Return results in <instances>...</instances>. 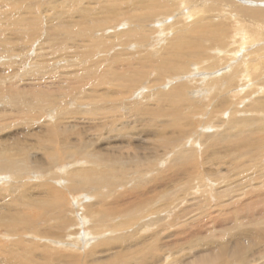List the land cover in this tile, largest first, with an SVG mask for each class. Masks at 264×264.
Returning <instances> with one entry per match:
<instances>
[{
  "label": "bare ground",
  "instance_id": "6f19581e",
  "mask_svg": "<svg viewBox=\"0 0 264 264\" xmlns=\"http://www.w3.org/2000/svg\"><path fill=\"white\" fill-rule=\"evenodd\" d=\"M182 1V4L185 5V9L188 10L187 13H184V8L179 7V0H132L131 4L126 8H119V3L113 0H87L90 4L93 2L105 3L98 7L100 10L102 9V13L106 15V17L101 19L103 22L110 20L115 21L124 14L130 15V17L135 18L136 22L138 21L139 27L130 28L129 26L126 31L118 33L113 37L111 36L112 38L108 39V41H112L115 46L118 45L116 41L120 44L129 42L125 46H130L132 44L130 42H136L138 44L134 43L131 45L133 47L132 52H127L125 51L126 48H124L125 50L123 52H115L112 54L109 62L110 66L105 70L100 69V61L92 62L90 51L77 53L75 58L81 59V63L77 67L74 63L73 58L75 55L70 51V48L76 47V45L80 46L78 43L79 40H84L85 37L90 36L97 25L100 26L98 20H90L86 17L87 10L83 6H80L82 2L70 4L67 0H52L48 8L51 12L49 17L46 14V9H40L36 6L38 4L35 0H0V24L5 25V27L15 26L21 29L18 30L14 28L8 33L1 34L5 27L3 26L4 29L0 28V45L6 46L9 52L16 51L15 54L20 58L18 59L19 65L25 64L34 69L30 77H24V80H40V84L42 85L41 88L31 89L32 86H29L23 87L20 91L12 90L5 84V81L8 79L14 81L17 75L21 73L15 67L11 71V76L8 70L5 69L7 74L0 80V99H3V102L0 103L11 106V110L17 111L14 121L20 119L18 116L20 113H26L29 116L26 120L29 122L30 118L37 114L40 118V113L42 111L55 110V121L53 125L47 126L45 130L39 133L27 132L31 138H36V144L32 145L25 143L23 141L24 138L15 137L13 138L15 141L14 144L10 142L11 144L5 143L0 146V170L3 172L5 171L6 174H11L13 172L18 173L15 178V186H10L6 188L7 190H4V192H0V199L4 200V198L9 197L6 199L5 204L0 202L3 204L0 206V215L2 216L0 217V226L3 225L8 228H14L17 224L26 225L30 223L33 219L32 217H28L27 213L32 208L37 209L38 215L43 213L46 216L53 215L51 216L53 219L61 218L62 214H64V210H62L61 206L65 202L63 203L61 194L57 193L58 190L56 191V188L49 185V178H46V175L41 172H34L37 179L46 178L47 180L44 179L45 181H41L40 184L30 187L27 184H23L24 181L21 180L22 176L20 172H33L43 170L44 168L48 169L56 163L67 162L66 160L70 159L73 161L67 163L69 165H63V169H60V172L63 175L67 174L68 178L66 181H57L56 183H58V186L62 188L69 187L72 192L79 191L81 188L90 185H97L99 187L108 186L110 187L109 194L99 195L98 193H90V196L82 198L79 195V197L75 199L77 200L75 202V207L82 210V213L79 214L80 211H78L75 215V224L72 220H68V218L66 222H61L60 219L56 224L59 228H71V230L68 231L67 238L48 237L46 235H48L50 231L43 230V228L38 231L41 235H45V237L39 238L29 235L32 241L37 240L42 242V245L45 244L47 247L50 246L56 249L62 248L71 251L75 250L76 252L80 251L85 253V259H89V257L93 258L90 262L101 261V263L103 262L104 264L108 263L107 260L111 261L109 262L110 264H194L196 260L198 262L203 261L202 259L205 258L207 249H209L208 253L212 251L211 253L213 254L215 251L219 252L227 248V241L225 242L222 240H214L210 243V246L215 249L209 247V244L207 248L204 241V243L200 245L207 248L205 251L200 247L199 250H197L199 244L190 245L192 249L191 253H195L192 256V260H187L188 258L185 259L186 254H188L186 250L189 249L187 241H185L187 238H179V236H184L183 233L185 230H183V228L186 226L182 221L179 227L172 228L174 224L167 220L171 211L165 212L167 213L165 216H152L150 214H153L154 211L147 212L149 215L144 218L151 217L143 219L142 224L139 225L138 220L132 221L135 220V218L130 216V212L128 214V206L121 209L112 207L120 203L121 199L113 201H108V199L111 198V196L120 198V196L115 195L116 189L120 185V182L124 180V176H126L125 174L128 170L139 163L138 159L130 156V152H121L120 157H117L115 160L108 159L106 155L100 151L91 152L90 147L92 145V140H84L82 132L74 131V127L70 125L63 126V124L67 125V116L64 113V106L71 100L72 94L75 93L77 96L79 91L78 87L74 85L75 83L91 91L92 94L87 98H92V96H94L91 103H94L97 109L111 110L113 109L112 105L105 106L103 104V100L108 97L106 95L108 92L116 95L125 94L128 90L132 92L138 82H143L141 88L136 89V91L139 92L138 96L142 97L148 92L147 90L151 82V80H149L148 83H145V81L150 78L151 69L156 67L157 75L158 72H162L161 78H163L164 75H168L162 86V89L166 92L162 94L161 98H158L157 107L148 105L145 109L150 111H145V109H143V112L137 115H140V117L143 116L145 119V113L150 112L151 117L149 124L147 121H144L149 126L148 135L156 139V145L165 148L164 155H169L171 151H173L171 156L174 155L175 162L164 176L157 179L158 183L164 181L165 183L168 182L173 184V186H179L186 184L184 179L194 176V172L190 171L189 166L194 158V150H203L202 141L204 140V142H206L204 139L206 132L204 130L208 131V129L216 128L215 132L210 134L207 133L210 140L213 139L214 141L206 144L209 153H213L218 149L230 151L234 149V147L226 144V142H233L245 148L246 153L252 152L254 155L260 154L259 141L264 137L263 131L259 130V133L256 132V136H253L256 130L254 127L249 128L247 141L245 142L238 138L239 136L237 133H231L229 130L230 128H235L232 122L234 116L232 115L237 112L251 110L253 114L256 112L259 115H264V0H240L242 2H260L262 3V8H257V6L254 8H246L242 5L239 6L233 3L227 4L226 2H229V0H181V2ZM191 2L192 4H190ZM186 4L190 7H187ZM210 11L212 13L207 14V16L204 15L202 19L198 18L199 20L192 21L195 14L199 12L208 13ZM43 14L47 18L45 29L43 28ZM224 17H228L231 21L236 23V26H239L238 30H241V32L237 33L236 38L238 39L237 41H243L240 46L243 51L238 55L237 53L239 51L233 52L232 47H223L221 45V41H226L227 35L229 34V29H224L222 27V21L218 20V18ZM207 19H210V24V21ZM149 23L150 26H148ZM80 27L83 29H80ZM108 27L109 25L106 28ZM148 27H153L155 31ZM144 40L145 43H142ZM35 43L39 44L36 46V49L33 50L35 51V55L32 57L29 55V53L32 52L30 51L32 50L30 47ZM102 44L105 45V43L94 42L93 46H100ZM206 44H211L208 48H211L209 50L212 54L211 58L216 62L215 64L211 63L209 56L203 59L201 57L202 53L200 52V48ZM142 46H145L147 52L140 57L136 56L141 52L138 49L142 48ZM235 54L236 59L234 58L235 60L233 61L232 58ZM223 59L231 61H223ZM2 60L4 59L0 57V63H2ZM189 61L192 66L190 69L186 70V68L181 67L183 63ZM6 62L12 67L16 64L12 60H6ZM60 62H62V65H57ZM216 64H220L221 66L216 68ZM213 68L214 70L210 71V69ZM105 83L110 84L109 86L111 87L99 93L97 88H100V86ZM48 88L50 90H47ZM67 89L70 92H67ZM222 93H226L227 96L222 98ZM88 94L89 92L85 94V97ZM240 100L243 101L240 102ZM200 104L204 108L203 113H200L201 111L196 112ZM93 109L94 108L83 110L82 108L79 110V113L84 114L88 112L94 115ZM105 113L109 112L96 113L99 116L98 122L95 123V121H91L89 122L90 125L94 127L100 125L104 129V126L107 125V118L103 115ZM217 113L218 116L215 118L214 123L208 125L213 114ZM207 114L209 115L206 116ZM197 116L201 120L206 121L203 124L198 123L195 120ZM194 121H196L195 128H193ZM224 124H226V128L220 130V127ZM6 126L9 127L5 123H1L0 119V132L4 130L3 128ZM260 129H264V126ZM74 133H77L82 138L77 139L81 144L76 146L75 143L72 146L74 149L72 153L69 151V143L72 142V140L69 139ZM170 145H172L171 148L169 147ZM85 146L89 148L83 150ZM58 149L62 150L58 151ZM77 149L87 155L90 161L95 159L98 162V164L95 165L96 167L90 164L88 160H83L79 163L77 159L73 158L75 152H78ZM33 150L46 152L47 160L43 161L38 155L32 156L33 153L31 152ZM170 157L161 161V164L165 166ZM160 160H162V158ZM147 169L148 171L146 172H139L137 177L138 182H145L146 184L147 181H149L147 175L152 169L151 167H147ZM0 173L3 174L2 172ZM182 175L186 177L182 178ZM9 176L10 175L6 178L3 176L1 177L8 180ZM69 180L76 181V183L73 186L69 185V183H67ZM254 186L257 187L256 185ZM138 189H140V187H138ZM138 189H136V191ZM210 190L213 191L212 188H210ZM228 193L230 195L229 197L227 196ZM234 193H237V195L239 194L241 199L234 200L230 198ZM45 196H48L52 201L49 199L47 200ZM92 196L93 199L97 196L98 200L87 203V200H92ZM253 197L254 195L252 194L248 195L244 193L240 185H238L236 188H229L222 191L221 199H225L224 202L219 201V203L225 204L222 206H231L233 204H242L245 200L251 201ZM74 198L73 196V199ZM211 200H213V198ZM55 201L61 203L55 205ZM128 203L129 202L126 203L124 200L120 205L122 206ZM86 204L91 208V214L99 225L100 232H94L92 230L86 231L85 227L90 222L88 216L84 213ZM101 204H105L103 207L105 208L104 210H98V206H101ZM13 205H16L17 208L5 207ZM54 205L60 209L51 213L49 207H54ZM196 208L197 210L199 208L202 209L203 206L198 203ZM196 208L194 210H196ZM167 209V207H163L161 211H167ZM194 210H192V212ZM216 210L220 209H214L213 213L217 212ZM160 213L162 212L156 214ZM217 215H220V213ZM197 216L190 218H193L192 221H195ZM119 217V220H113L114 222L111 221ZM218 218L219 217L214 214L209 223L204 219L202 220L206 225L210 224L213 229V226L218 222ZM230 218L231 217H229V219ZM79 221L80 223H78ZM134 223L138 224V233L147 231L151 229L150 227L152 226H156V230L153 232L156 241L151 240L152 236L148 234L141 236L142 233L139 234V239L137 241H133V245L136 244L138 247H144L140 251L145 250V248L148 249L147 251L149 253L146 256H139V254L130 252V254H127L126 251L125 255L123 250L128 249V247L116 248L117 250H114L115 242L122 244L121 240H127V238L122 235L114 234L111 235V238H108V233H116L120 230L124 231L125 228H128L129 225ZM56 225L54 226L56 227ZM178 228L180 230H175ZM172 230L175 231L171 232ZM190 230L191 232L196 231V235H198L196 236L193 234L189 236L185 233L190 238L197 237L198 241L201 239L205 240L204 237H206L207 234L203 235V227H201V225L199 227L198 224L196 229L191 228ZM71 231L72 234L70 233ZM164 233L176 237V240L172 239L173 241L170 242L161 241V235ZM11 236L12 235L9 234L6 238L10 240ZM192 240L196 239L194 238ZM98 241L100 242L96 244L97 246L90 251L87 250L89 252L87 253L86 249L91 247V242L96 243ZM102 244H105V247H111L107 249L104 248L100 252L98 246ZM12 245L14 246H0V264H9L11 260H16L13 264H29L24 263L25 258L27 255H29V257L34 256L36 250L31 249L27 244L21 245L19 242H13ZM100 247L102 248V246ZM109 249L114 252L111 254ZM99 252L101 255H98ZM169 253L172 255L174 253H179L177 255L180 258L175 257L170 260ZM102 254L104 255L102 256ZM43 255L46 256V254ZM68 255L70 256L68 258H58L59 262L61 264H79L81 262L78 255L75 257L70 254ZM93 255H95L96 258H94ZM127 256L132 258L127 259ZM53 257L50 256V258ZM56 258L53 260L56 261ZM47 260L49 261V259ZM42 261L45 262L44 259ZM84 263L89 264L87 260Z\"/></svg>",
  "mask_w": 264,
  "mask_h": 264
},
{
  "label": "rangeland",
  "instance_id": "374dc122",
  "mask_svg": "<svg viewBox=\"0 0 264 264\" xmlns=\"http://www.w3.org/2000/svg\"><path fill=\"white\" fill-rule=\"evenodd\" d=\"M51 1L52 0H35V2L38 4L36 6L40 9H44V10L46 9L47 10L46 14L49 17H50L51 12L48 10V8L50 7ZM113 1L119 3V8H126L132 2V0H113ZM179 1H180L179 7L184 8L183 9L184 13H187L188 10H186L185 5L182 4L183 1L182 2L181 0ZM67 2L70 4H74L75 2H82V4L80 3L79 4L80 6H83L87 10L86 17H88L90 20H98L100 24V26L97 25L94 28L90 36L85 37L84 40H81V41L79 40L78 43L80 44V46L76 45V47L70 48V51H72L73 55H75L73 59H74V63L76 67L80 65L81 63V59L75 58L77 56V53H80L82 51H85V52L90 51L92 62L100 61L101 62L100 69L107 70V68L110 66L109 62H110V58L112 54H114L115 52H123L125 50L124 48H126L125 51L132 52L133 47L131 45H133L134 43L138 44L136 42H130L132 43L130 46H125L129 42L120 44L119 42L116 41L118 45L115 46L112 43V41H108V39L112 38L114 35L126 31V29L129 26L130 28L139 27L138 21L136 22L135 18L130 17V15L124 14V15H121L115 21L110 20V21L103 22L101 19L106 17V15H104L102 13V9L100 10L98 7L104 5L105 3L93 2L90 4L89 2H87V0L85 1L84 0H67ZM102 2H105V1H102ZM226 3L227 4L233 3L239 6L242 5L243 7H246V8H254L255 6H257V8H260L262 6V3L254 2V1L242 2L240 0H229V2H226ZM190 4H192V2ZM186 6L190 7L188 4H186ZM206 6H209V5H206ZM210 13L212 12L211 11L208 13L199 12L195 14V16L192 18V21L202 19L204 15L207 16V14H210ZM42 17H44V19L43 18L42 19L44 22L43 28L45 29L47 18L45 17V15ZM228 17L218 18L219 21H222V25H223L222 27L224 29L225 28L229 29L228 35H230V36L227 35L226 41H221V45L223 47L225 46L232 47L234 49V50L232 49L233 52L239 51L237 53L238 55L242 53L243 51V49L240 48L243 41L241 40L237 41L238 39L236 38L237 33L241 32V30L239 31L238 30L239 26H236L237 24L231 21ZM207 20L210 21V19H207ZM210 23L211 21L209 22V24ZM108 25L109 27L106 28ZM3 26L5 27V25L0 24V28L4 29ZM148 26H150V23L148 24ZM14 28L21 30L15 26H8V27H5V29L2 31L1 34L8 33ZM148 28L154 29L153 27H148ZM80 29H83V28L80 27ZM148 33H151V32H148ZM94 42L105 43V45L102 44L100 46H93ZM142 43H145V40L142 41ZM38 44L39 43H35L32 47H30V49L32 48V50H30L32 52L29 51L30 52L29 55H31L32 57L35 55V51L33 50L36 49V46ZM210 45L206 44V45H203L202 48H200V52L202 53L201 57L203 59L209 56L211 59V63L215 64L216 62L214 61V59L211 58L212 54L210 53V50H209L211 48H208L210 47ZM6 48H7L6 46L0 45V57L1 59H4L1 61L2 63H0V80H2L7 74L5 69H7L8 72L12 76L11 71L13 68L16 67L17 70L21 74L17 75L14 81H12V79L6 80L5 84L8 87H10L12 90L14 89V90H19V91L23 87H29V86H32L31 89L41 88L42 85L40 84L41 82L40 80L36 81L32 79H26V80L23 79L24 77L25 78L30 77L34 69H32L31 66H28L25 64L19 65L18 59L20 58L15 54L16 51L9 52L7 51ZM115 48H118V49H115ZM138 50L141 51L139 52V54L136 55L139 57L144 55L147 52L145 50V46H142V48ZM234 58L236 59V54L232 58L233 61L235 60ZM6 60L14 61L16 63L15 66L13 67L9 66ZM226 60L227 59H223V61H226ZM227 61L230 62L231 60H227ZM189 64H190V61L183 63L181 67L186 68V70H188L192 67L191 64L190 65ZM57 65H62V62L58 63ZM218 66H221V65L216 64V68ZM155 68L156 67L151 69L152 72H151L150 78L145 81V83H148L149 80H151L150 87L147 90L148 92L144 94L142 97L138 96L139 92H137L136 89L141 88L143 82L142 83L138 82L136 87L133 88L132 92L128 90L126 91L125 94H120V95H116L114 93L108 92L106 94L108 97L103 100V104L105 106L112 105L113 109L111 110L97 109L95 104L91 103L94 96H92V98H87L92 94L91 91H88V88H82V86H79L78 84L75 83L74 85L78 87L79 91L77 93V96L75 93H73L71 100L64 106V113L67 116V119H66L67 125L63 124V126L70 125L71 127H74L73 128L74 131L82 132L84 140H88V139L92 140V145L90 147L91 152L100 151L104 155H106L108 159H113V160H115L117 157H120L121 152L123 153L130 152L131 153L130 156L136 157L138 159L139 163H137V165L133 167L132 169L128 170V172L125 174L126 176H124V180L120 182V185L116 189L115 195L120 196V198H116V197L114 198V196H111V198H109L108 201L121 199L120 203L115 204L112 207H117L121 209V208L128 206L129 207V210L127 211L128 214L130 212V216L131 217L133 216L132 218H135V220H132V218L130 217L131 220L132 221L138 220L139 225L142 224L143 219H148L151 217L149 216L147 218H144L149 215L147 214V212L154 211L153 214H150L152 216H157V215L165 216L167 214L165 212L171 211V214L167 220L171 221L174 224L172 228L179 227V224H181L182 221L184 222L186 226L183 228V230H185L183 233L184 236L182 234H181L182 236H179V238L181 237L183 239L187 238L185 241H187L189 249L186 250L188 254H186L185 259L186 258H188L187 260L193 259L192 256L195 252L193 254L191 253L192 249L190 248V245L199 244L197 250H199V247H200L202 248V250L204 249L205 251L208 248V244H209V247H211L210 243L212 241L222 240L225 242L227 241L228 246L225 250H222L219 252L215 251V253L212 254L211 253L212 251L208 253L209 249H207V253H205L206 256L204 259H202L203 263L201 261L198 262L196 260L194 261V264L195 262L196 264L198 263L200 264L201 263L202 264H221V263L223 264H264V254H263L264 253V250H263L264 249V235H263L264 234V137L260 139L259 141L260 142V148H259L260 154H257V155H254L252 152L246 153L245 148H242L239 144H235L233 142H226V144L234 147V149L230 151H224L222 149H218L214 151L213 153H209V150L206 144L212 142L213 139L210 140V138L207 136V133L210 134V133L215 132L216 128L208 129V131L204 130L206 132L205 133L206 135L204 136V139L206 140V142H204V140L202 141L203 150L202 151H198V149L194 150V158L192 159V162L190 163V166H189L190 171L194 172V176L184 179L186 184L179 185V186L178 185L173 186V184H170L168 182L165 183L164 181H160L158 183L157 179L164 176L167 173V170L171 169V167L173 166L175 162L174 155L171 156L173 154V151H171V154L169 155L167 154L164 155L165 148H163V146L156 145V142H155L156 139L153 136L148 135L149 133L148 124L150 121L151 113L146 112L145 119L143 116L140 117V115H137L138 113L143 112V109H145L148 105H153L157 107L158 98H161L162 94L166 92L162 89V86L164 82L166 81L168 75L167 76L164 75V77L161 78L162 72H158V75H157V69ZM213 70L214 68L210 69V71H213ZM263 79H264V76H263ZM45 84H48V83H45ZM89 85H90V81H89ZM109 85L110 84L105 83L104 85L100 86V88H97L99 93L103 92L104 89L106 88H110L111 86ZM47 90H50V89L48 88ZM67 92H70V91L67 89ZM87 92H89V94L85 97V94ZM225 96H227L226 93L221 94L222 98ZM232 101H235V100H232ZM242 101L243 100H240V102ZM0 102H3V99H0ZM82 108L83 110H86V109L89 110L90 108H94L93 109L94 115H91V113H88V112L84 114L79 113V110ZM0 109H1L0 110L1 123H5L6 125L9 126V127L6 126L5 128H3L4 130L0 132V146L5 143L11 144L13 142L14 144L15 141L13 140V138L15 137L24 138L23 141L25 143H29L32 145L36 144V138H31L27 134V132L30 131L34 133H39L40 131L45 130L47 126L53 125L55 121V115H54L55 110L42 111L40 113V118L37 114L31 117L30 121L27 122L26 119L29 118V116L26 113L18 114L20 119L14 121L15 113L17 111L11 110V106H6L3 103H0ZM145 111H150V110L145 109ZM103 112H109V113L103 114L107 118L106 120L107 125L104 126V129L100 125H98L97 127L90 125L89 122L91 121H95V123L98 122L99 116L96 113H103ZM196 112H200V113L204 112V108L201 106V104L200 106L198 105ZM251 112H252L251 110L240 111L232 115L234 116L232 122L234 123L235 128H230L229 132L237 133L239 136L238 138L241 139V141L242 140L245 142L247 141V135L249 133L248 132L249 128H252V127L255 128L256 131L253 136H256V132L259 133V130L264 132V129H260L264 126V115H259L256 112L255 114H253ZM263 114H264V111H263ZM208 115L209 114H207L206 116ZM217 116H218V113L213 114L212 119L210 120L208 125L213 124ZM78 117H81V118H78ZM197 118L199 117L197 116L195 120L198 123L203 124L206 121V120H201L200 118L199 119ZM144 121H147L148 124L145 123ZM196 121H194L193 128L196 127ZM225 128H226V124L222 125L220 127V130H224ZM81 138L82 137L79 136L77 133H74L71 135L69 140H72V142L69 143V151L73 153L74 149L72 146L75 143H76V146L81 144L79 143V140H77ZM171 146L172 145H170L169 147L171 148ZM88 148L89 147L85 146L83 150H87ZM61 150L58 149V151H61ZM31 153H33L32 156L38 155L39 158H42L43 161L47 160V155H46V152L44 151L33 150ZM169 157L170 159L168 160V163L165 166L162 165L161 161ZM73 158L77 159L79 163L83 160L90 161L89 157L83 154L81 151L75 152V154L73 155ZM161 158L162 160H160ZM66 161L67 162H59L60 165L59 163H56L55 165L51 166L48 169L44 168L43 170H39V171L20 172L22 176L21 180L24 181L23 184H27L30 187L36 186V184H40V182L43 181L44 179L47 180L46 178H49V182H48L49 185L56 188V191L58 190L57 193L61 194V196L63 197V203L65 202L61 206L62 210H64V214H62L61 218L53 219L51 217L53 215L46 216L43 213L38 215L37 209L32 208L27 213V216L32 217L33 219V221H31L30 223L26 225L17 224L14 226V228H8L3 225L0 226V246L1 247H13L14 246L12 245L13 242L14 243L19 242L21 245L27 244V246L30 247L31 249L36 250L35 255H34L35 257L34 256L29 257V255H27L24 263L61 264L58 258L60 257L68 258L70 257L68 254L74 257L78 255L81 260L79 264H85L84 262L86 260L87 262H89V264H102L103 263V262L101 263V261L99 262L91 261L90 262V260L91 259L93 260V258L89 257V259L88 258L85 259V253H82L80 251L76 252L75 250L71 251V250L62 249V248L56 249L50 246L47 247L45 244L42 245L43 244L42 242H39L37 240L32 241V239L29 237V235L37 236L39 238L45 237V235H41L40 232L38 231L39 229L44 228L43 230L50 231V233L46 235L48 237H56V238L63 237L64 239L67 238L68 231H70L71 228L70 227L69 228H59L57 227L56 224L60 221V219H61V222L63 221L66 222L67 218L68 220H72L73 223L76 221L75 215L77 214L78 211H80L79 214L82 213V210H80V208L77 209L75 207L76 206L75 202L77 201L75 199L79 197V195L82 198L90 196V193H98L99 195L109 194L110 187L108 186L99 187L97 185H90V186L83 187L79 191H75V192H72V190H70L69 187L62 188L58 186L57 185L58 183H56L57 181H66V179L68 178L67 174L63 175L60 172L61 171L60 169H63L62 167H64L63 165L70 163V161H73V160L68 159ZM90 164H93V166L96 167L95 165L98 164V162L95 159H92V161H90ZM147 167H151L152 169V171H149L147 175V178L149 181H147L146 184L145 182L143 183L138 182L137 177H138L139 172L148 171ZM0 172L3 173V174L0 173V175L5 178L8 177V175H10L8 180L7 179L5 180V178L3 179L0 176V192H4V190H7L6 188H9L10 186H15L14 185L16 181L15 178H16V174L18 173L13 172L11 174L10 173L6 174L5 171L3 172L1 170ZM34 172H38V173L41 172L46 175V178L37 179V177H35ZM49 174L50 175L52 174V175L50 176ZM185 177L186 176L182 175V178H185ZM67 183L73 186L76 183V181L69 180L67 181ZM238 185H240L244 193L248 195L250 194L254 195L253 199L251 201L243 200L245 203L243 202L242 204L222 206L225 204L219 203V201L224 202V199L227 198L225 197L221 199L222 191L229 189V188L231 189L236 188ZM254 185H256L257 187H255ZM138 187H140V189H138ZM210 188H212L213 191H211ZM136 189L138 190L136 191ZM73 196L75 197L74 199H73ZM227 196L228 197L230 196L229 193ZM45 197L47 198V200L48 199L51 200L48 196H45ZM7 198L9 197L4 198V200L0 199V202L5 204ZM212 198L214 201L211 200ZM230 198H233L234 200H240L241 196L239 194L237 195V193H234V195L231 196ZM91 199L92 200H87L86 202L92 203L93 201L98 200V197L95 196L93 199V196H92ZM124 200L126 201V203L127 202L129 203L121 206L120 204ZM2 203H0V206L3 205ZM54 203L55 205H57V204H60L61 202L59 203L55 201ZM198 203L199 205L203 206L202 209L199 208L197 210L196 206ZM226 204H229V203H226ZM55 205L54 207L52 206L49 207L50 209L49 211L51 213H54L58 209H60L58 207H55ZM104 205L101 204V206H98L100 208L99 209L97 207L98 210H101V209L104 210L105 209L103 208ZM5 207L17 208L16 205L5 206ZM163 207H167L168 208L167 211H161V208ZM195 208L197 211L194 210ZM216 208H219L220 210H216L217 212L213 213L214 209ZM192 210L194 211L192 212ZM159 212H162V213L156 214ZM84 213L85 215L88 216L90 220L89 224L85 227L86 231L92 230L94 232L95 231L100 232L101 230L99 228V225L96 223V220L91 214V208L88 206V204H86ZM218 213H220V215H217ZM214 214L215 216H218L219 218H218V222H216V225L213 226V229H212L210 224L206 225L205 222L203 223L202 219L206 220L207 223H209L211 219L213 218ZM193 216H197V218H195L196 219L195 221H192L193 218H190ZM0 217L2 216L0 215ZM229 217L231 218L229 219ZM119 219L120 217L117 219H112L111 221L114 222L113 220H119ZM152 219H156V218H152ZM78 223H80V221ZM138 224H135V223L131 224L128 226V228H125L124 231L120 230V231H117L116 233L114 232L108 233L109 234L108 238H111V235H114V234L122 235L127 238V240L120 239L122 244L115 242L114 250L120 249L122 247H128V249L123 250L124 254H125V251L127 252V254L136 253V254H139V256H146L149 253L147 251L148 249L146 248L145 250L140 251L144 247L143 248L138 247V245L136 244L133 245V241H137L139 239V234L141 233H142L141 236H145L146 234H148L152 236L151 240L156 241V237L153 235V232L156 230V226H152L150 227L151 229L147 231H141L140 233H138L137 231ZM198 224H199V227L200 225L201 227H203V235L207 234V236L204 237L205 240L201 239L200 241H198L197 237H193V238L189 237V236H192L193 234L195 235L197 234L196 231L195 232L192 231L193 232L192 233L190 229L191 228L196 229ZM54 225H56V227ZM175 230H180V229L178 228ZM175 230H172L171 232H174ZM70 233L72 234V231ZM185 233H187L189 236ZM9 234L12 235L10 240L6 238ZM194 238L196 240H192ZM172 239L176 240V237L170 236L168 235V233H164L161 235V241L163 242L173 241ZM204 241L206 243L207 248L202 247V245H200L201 243H204ZM99 242L100 241L96 243L91 242L92 244L90 245L91 247L89 249H86V251L87 250L90 251L94 249L97 246L96 244H98ZM100 246H102V248ZM100 246H98V250L100 252L104 248L107 249L111 247V246L105 247V244H102ZM211 248L215 249L214 247H211ZM88 251L87 253H89ZM100 252L98 253V255H101ZM109 252H111L112 254L114 251L110 250ZM225 252H226V255H225ZM43 254H46V256ZM174 254H173L174 256L170 254L169 256L170 260H172L175 257L180 258L177 255L179 253H174ZM95 255H93L94 258L97 257V255L96 257ZM103 255L104 254H102V256ZM50 256L52 257L55 256V257L50 258ZM55 258H56V261H54ZM130 258L132 257H128L127 259H130ZM43 259L45 260V262L42 261ZM47 259H49V261ZM36 260H40V261H36ZM15 261L16 260H11L9 261V264H13L15 263ZM107 262H108L107 264H110L109 262L111 261L107 260Z\"/></svg>",
  "mask_w": 264,
  "mask_h": 264
}]
</instances>
